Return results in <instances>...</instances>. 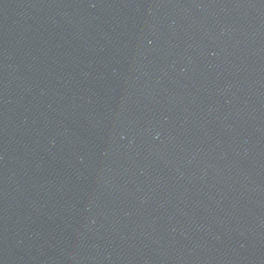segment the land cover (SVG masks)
Masks as SVG:
<instances>
[{
    "label": "water",
    "instance_id": "1",
    "mask_svg": "<svg viewBox=\"0 0 264 264\" xmlns=\"http://www.w3.org/2000/svg\"><path fill=\"white\" fill-rule=\"evenodd\" d=\"M0 264H264V0H0Z\"/></svg>",
    "mask_w": 264,
    "mask_h": 264
}]
</instances>
